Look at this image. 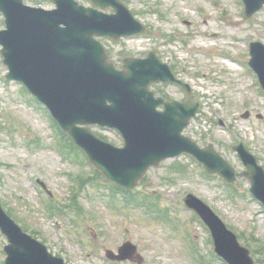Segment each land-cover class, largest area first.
<instances>
[{"label":"rangeland","instance_id":"374dc122","mask_svg":"<svg viewBox=\"0 0 264 264\" xmlns=\"http://www.w3.org/2000/svg\"><path fill=\"white\" fill-rule=\"evenodd\" d=\"M121 1L148 32L117 42L103 39L112 60L121 64L125 57L155 52L193 86L202 103L200 120L192 122L186 135L201 147L213 144L239 174L244 167L232 147L240 142L264 167V91L248 65L249 44L264 43V8L246 18L243 0ZM2 61L0 54V203L50 252L68 264H138L105 256L106 250L116 252L131 242L138 247L140 264H225L215 254L207 228L183 202L191 193L214 209L257 264H264V209L251 197L246 178L228 184L183 155L150 169L135 190L157 203L155 210L132 201L113 202L119 197L112 198L111 186L97 169L72 151L44 106L22 85L5 80ZM166 91L185 97L175 88ZM246 112L250 117L244 119ZM94 132L122 146L117 133ZM6 244L0 232V264Z\"/></svg>","mask_w":264,"mask_h":264},{"label":"water","instance_id":"95a60500","mask_svg":"<svg viewBox=\"0 0 264 264\" xmlns=\"http://www.w3.org/2000/svg\"><path fill=\"white\" fill-rule=\"evenodd\" d=\"M51 1L56 9L45 11L25 6L23 0H0L7 27L0 31L1 54L10 71L7 79L23 83L45 104L108 180L135 188L149 168L183 153L198 159L207 172L229 183L237 180L236 170L212 144L200 148L182 135L190 121L197 119L199 104L193 98L185 103H167L149 90L154 83H173L191 92L168 65L155 54L143 60L127 59L121 71L109 61L97 38L118 40L146 32L122 2L91 0L94 7H84L75 0ZM244 4L245 15L250 18L264 7V0H244ZM107 8L113 12L105 14ZM250 48V66L264 88V44L253 42ZM160 106L164 108L161 112L157 110ZM96 125L118 131L124 147H114L96 137L89 128ZM234 150L246 167L242 176L251 182V194L264 204V169L242 144ZM184 202L208 225L222 258L229 264H255L249 250L208 206L193 195ZM0 228L10 242L5 249L6 264H65L25 234L1 205ZM136 252V246L126 243L119 255L112 251L106 254L112 260L125 261L133 260Z\"/></svg>","mask_w":264,"mask_h":264},{"label":"flooded vegetation","instance_id":"af4514ba","mask_svg":"<svg viewBox=\"0 0 264 264\" xmlns=\"http://www.w3.org/2000/svg\"><path fill=\"white\" fill-rule=\"evenodd\" d=\"M140 57H142L143 55H138ZM154 89V91L159 95V96H163L164 98H166L167 100H171L173 99L172 96H170V94L166 91L167 86H161V85H155L152 87ZM161 88H163L164 90L162 91Z\"/></svg>","mask_w":264,"mask_h":264},{"label":"trees","instance_id":"16d2710c","mask_svg":"<svg viewBox=\"0 0 264 264\" xmlns=\"http://www.w3.org/2000/svg\"><path fill=\"white\" fill-rule=\"evenodd\" d=\"M65 136V135H64Z\"/></svg>","mask_w":264,"mask_h":264}]
</instances>
